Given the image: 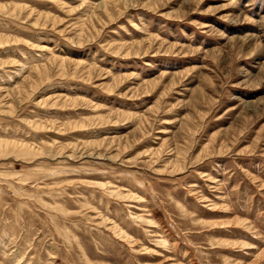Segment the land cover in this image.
Here are the masks:
<instances>
[{
	"label": "rangeland",
	"instance_id": "obj_1",
	"mask_svg": "<svg viewBox=\"0 0 264 264\" xmlns=\"http://www.w3.org/2000/svg\"><path fill=\"white\" fill-rule=\"evenodd\" d=\"M0 264H264V0H0Z\"/></svg>",
	"mask_w": 264,
	"mask_h": 264
}]
</instances>
